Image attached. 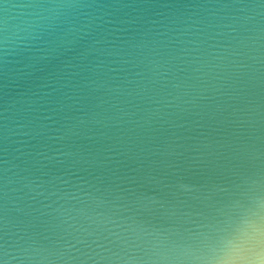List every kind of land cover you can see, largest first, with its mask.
<instances>
[{
    "label": "water",
    "instance_id": "1",
    "mask_svg": "<svg viewBox=\"0 0 264 264\" xmlns=\"http://www.w3.org/2000/svg\"><path fill=\"white\" fill-rule=\"evenodd\" d=\"M72 2L0 48V246L85 253V229L124 218L198 243L264 216V0ZM219 4L243 57L196 34Z\"/></svg>",
    "mask_w": 264,
    "mask_h": 264
},
{
    "label": "clouds",
    "instance_id": "2",
    "mask_svg": "<svg viewBox=\"0 0 264 264\" xmlns=\"http://www.w3.org/2000/svg\"><path fill=\"white\" fill-rule=\"evenodd\" d=\"M82 7L86 6L72 0H21L18 4L4 5L0 18V48L7 52L18 47L52 22ZM233 7L210 5L211 18L193 22L198 25L196 34L216 41L210 46L216 53L213 58L228 60L245 55L244 18L225 13ZM225 39L229 43H224ZM261 207L264 204L258 205V209ZM85 232L95 237L91 243L84 238L77 241L88 249L85 253L72 245L56 254L28 242L12 247L5 244L0 246V264H68L69 261L73 264L89 261L91 264H264V216L259 210L250 212L238 224L229 222L217 230L219 235L207 236L198 243L177 239L168 230L129 218L120 222L100 221L96 228L85 229ZM72 251L80 255L73 256Z\"/></svg>",
    "mask_w": 264,
    "mask_h": 264
}]
</instances>
